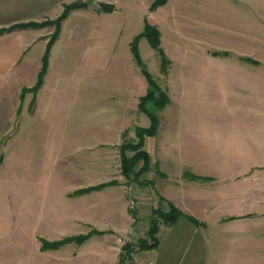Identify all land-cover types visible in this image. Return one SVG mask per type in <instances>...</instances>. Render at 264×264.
Wrapping results in <instances>:
<instances>
[{"label":"rangeland","instance_id":"1","mask_svg":"<svg viewBox=\"0 0 264 264\" xmlns=\"http://www.w3.org/2000/svg\"><path fill=\"white\" fill-rule=\"evenodd\" d=\"M155 1L71 0L65 5L86 7L75 15L74 24L70 22L63 38L68 42L55 50L52 76L33 95L28 110L33 120L39 122L38 142L34 145L39 169L35 178L40 180L39 208L38 205L33 208L32 190H25L23 223L18 224L16 194L28 178L9 173L0 176V264H33L34 260L38 264H114L121 247L135 239L138 219L133 223L132 218L138 214L139 200L147 196H142L144 187L128 185L121 176L119 151L123 143L136 141V128L149 122L138 109L147 84L130 52V43L142 33L144 21L158 30L160 48L169 61L164 75L158 53L145 39L139 41L146 70L163 90L167 92L169 81L175 90L182 85L190 89L189 82L180 78L195 72L202 78L199 84L217 86V94L222 93L230 106L243 109L256 106L263 117L264 131V0H202L199 12L195 13V33L191 32L193 17L176 12L175 0L151 12ZM105 2L113 5L112 12L98 7ZM58 18L45 20L32 29L47 28L49 44ZM181 28L184 31L180 32ZM224 74L228 75L220 80ZM169 95L174 105L183 98L181 89ZM261 146L262 158L248 163L257 168L258 181L264 189V136ZM23 147L28 149V156L31 150ZM12 167L13 162H7L4 169L9 172ZM111 182H116L126 199L131 224L124 234L112 238L111 252L100 258L92 254L97 244L88 241L67 247L66 253L55 252L54 257L42 251L38 257V246L41 248L38 238L61 237L46 224L35 225L38 218L59 216L65 211L61 207H46L50 188L56 192L50 196L62 204L61 196L69 190ZM129 187L135 194L136 206L132 211L128 203ZM262 196L264 203V191ZM86 200L87 207L95 206L96 197L88 196ZM71 202L70 208L65 209L66 213L74 214L79 207ZM212 232L208 264H264V204L254 217L225 218L212 226ZM101 236L93 235L92 240ZM21 250L26 256L18 254ZM135 261L143 264L140 259Z\"/></svg>","mask_w":264,"mask_h":264},{"label":"crops","instance_id":"2","mask_svg":"<svg viewBox=\"0 0 264 264\" xmlns=\"http://www.w3.org/2000/svg\"><path fill=\"white\" fill-rule=\"evenodd\" d=\"M175 1L176 12L193 17L191 32L195 33V13L199 12L202 0ZM70 2L71 0H0V30L54 20L62 15L64 6ZM81 10L71 12L62 22L59 37L49 51L47 72L41 89L47 78L52 76L51 66L56 48L68 42L63 40L64 33H67L70 22L74 24L73 18ZM48 38L47 28L15 30L0 35V176L9 173L18 177L25 175L28 178L26 184L22 183L18 187L16 194L20 214L16 219L21 225L25 190H32V199H28L32 200L33 208L36 209L39 202L37 186L40 183L39 178H35L39 176V169L36 168L34 151V145L38 142L36 135L39 122L28 114L33 93L23 91L31 90L37 82ZM226 75L228 74L220 77V80H224L222 78ZM201 79L195 72L183 74L180 80L189 82L191 88L182 85L176 90L169 81L167 93L170 104L157 113V135L145 141V150L150 157V170L143 179L149 185L143 188L145 194L142 196L147 198L139 200L136 214L137 235L131 242L146 239L150 212L154 209L167 211L170 204L183 217L172 227H159V245L156 250L137 252L126 264H135L136 259H140L143 264H208L212 226L220 224L228 217H254L263 208L261 197L264 189L258 181L260 173L253 164L248 163L262 158L259 155L264 136L261 111L258 112L256 106L245 109L230 106L225 102L226 98L222 93L217 94V86L201 85ZM179 89L183 98L179 104L174 105L169 93H177ZM238 102L236 101L239 105ZM149 125L145 121L142 128ZM23 145L31 150L28 156V149ZM7 162H13L9 172L4 169ZM103 184L105 183L96 186L84 185L69 190L70 197L66 193L61 196L62 204H57L55 197L50 196L56 194L55 188H50L46 207H61L65 211L62 215L49 214L41 220L38 218L37 223L35 221V225L46 224L61 234L59 239H43L56 242L96 232L102 236L96 240H92V236L88 240L98 246L92 254L101 258L108 251L111 252L109 245L112 238L124 234L131 225L123 193L115 185L84 195H74L80 190ZM51 186L50 183L49 187ZM88 196L96 197L95 206L87 207ZM71 201L79 207L74 214L71 211L66 213L65 209L70 208ZM187 218L202 226H195ZM88 225L95 231H89ZM72 245L75 244L42 253L54 257L55 252L66 253L67 247ZM38 251L39 257V246ZM18 254L21 257L26 256L23 250ZM118 260L117 255L114 264ZM37 262L34 260L33 264H38Z\"/></svg>","mask_w":264,"mask_h":264},{"label":"trees","instance_id":"3","mask_svg":"<svg viewBox=\"0 0 264 264\" xmlns=\"http://www.w3.org/2000/svg\"><path fill=\"white\" fill-rule=\"evenodd\" d=\"M168 1L169 0H156L152 4L150 11L153 12L158 8L165 6ZM85 7L86 6L82 4H72L70 6H64V11L62 15L56 21V32L51 38L47 50L45 52L42 69L39 73L37 83L31 90L23 91V93L30 92L35 95L41 89L47 72L49 51L54 42L59 37L61 23L68 17L71 12L81 10ZM37 27L38 24L34 23L12 26L8 29L0 30V35L11 33L15 30L32 29ZM141 39H145L150 48L156 53H158L161 59V71L164 75H167L165 71V66L168 65L169 61H167L164 52L160 48V34L158 30L155 27L149 25L146 21H144V28L142 33L139 37H136L130 43V52L135 64L140 69L141 75L143 76L147 84V90L145 92V95L139 100L138 109L142 114H144L148 118L150 125L147 128H136L134 132L136 141L131 143H123L120 147L119 157L121 176L124 180H126V183L128 185L132 184L138 187H145L148 186L149 183L144 181L143 178L150 170V157L147 151L145 150V141L146 139L153 138L157 135V131L159 128V119L157 113L162 111L165 107L170 104V99L168 93L158 85L156 80H154V78L146 70L138 48V44ZM129 154H131V156H129ZM191 179L196 180L198 178L191 177ZM115 185H117L116 182H111L97 187L80 190L74 195H84L94 191H100L102 189ZM181 217H183V215L174 206L170 204H168L167 211H163L160 208L152 210L150 212V222L146 234V239L138 240L136 244L132 242L125 243L120 249V255L117 264H126L127 262L132 260L133 255L137 252H147L156 250L159 245V240L157 238L159 227L161 225L172 227L177 223V221ZM187 219L197 227L202 226L197 221H194L191 218ZM93 235L100 234L92 232L85 236L66 238L64 240L56 242H47L45 240H40L41 251H55L69 244L81 246L86 243Z\"/></svg>","mask_w":264,"mask_h":264},{"label":"built area","instance_id":"4","mask_svg":"<svg viewBox=\"0 0 264 264\" xmlns=\"http://www.w3.org/2000/svg\"><path fill=\"white\" fill-rule=\"evenodd\" d=\"M133 192H134L133 189L131 187H129V189H128V196H129L128 203H129V209L131 211L134 210L135 206H136V204H135V194ZM136 220H137V217L133 215L132 222L134 223ZM148 264H152V263H148Z\"/></svg>","mask_w":264,"mask_h":264},{"label":"water","instance_id":"5","mask_svg":"<svg viewBox=\"0 0 264 264\" xmlns=\"http://www.w3.org/2000/svg\"><path fill=\"white\" fill-rule=\"evenodd\" d=\"M98 7H99L101 10H103V11H105V12H108V13H110V12L113 11V5H112V4L100 3V4H98Z\"/></svg>","mask_w":264,"mask_h":264}]
</instances>
